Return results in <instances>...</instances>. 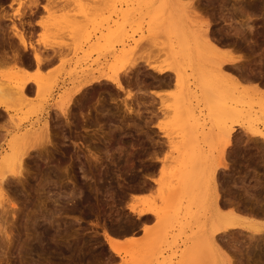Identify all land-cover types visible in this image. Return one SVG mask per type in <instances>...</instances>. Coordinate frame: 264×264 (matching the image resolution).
I'll return each instance as SVG.
<instances>
[{
    "label": "rangeland",
    "instance_id": "rangeland-1",
    "mask_svg": "<svg viewBox=\"0 0 264 264\" xmlns=\"http://www.w3.org/2000/svg\"><path fill=\"white\" fill-rule=\"evenodd\" d=\"M216 1L219 2L218 5ZM35 2L36 0H13L15 7L12 8L4 0H0V21H4L0 25V34L8 37L7 43L9 48L12 49L10 52L5 50L4 54L0 55V76L6 75L14 77V79L20 78V74L16 73L15 69H12V60L11 64L9 63L8 65L9 58L7 56L14 55L16 52L22 56V58L20 56L21 61H26H22L23 64L21 63V65H27L26 67L31 69H29L30 76L42 75L39 78H44L42 80L47 86L46 91L39 95H34L35 93L32 94L30 92V97L28 95L26 97L27 102L25 101L26 103H24L23 111L19 108L21 112L19 110H16V112L15 110L11 111L12 117L10 118L0 108V115H2L0 116V133L2 134L1 131H3L4 134L5 131L7 135L9 134L5 136V139L0 138V155L11 137L22 135L24 137L20 144L32 147L33 144H38L37 139H43L42 136L45 135L46 129L50 133L49 137L52 136V139L51 137L48 139L52 140L55 146H48L42 156L32 155L36 151H31L30 155L27 156L29 158H25L31 160V163L25 169L26 181L24 179V182L21 180L14 185L12 187L14 192L12 189L10 191L6 189L8 198L12 201L10 202L11 205L6 203V213L0 214L3 215L0 216V264H20V262L21 264H92L94 261L102 264L106 261V258L105 260L100 258L104 257L106 252L111 254L110 250L113 251L110 246L109 250L106 248L105 242L108 241L104 235L105 229L111 235H120L119 237L130 235L134 232V235L138 236L143 232L142 238L146 240L144 245L143 243L138 245H119L118 247L122 249V255L118 264H123L122 262L124 264H181L184 257L185 264H203L204 262V264H209L211 253L207 249V245L201 235L204 234L210 224V212L218 208L221 213L227 214L231 211H236L245 215L246 210L244 211V208L246 207L245 209H247L249 206H253L250 200L256 195L255 193H258L259 189H262L264 193V143L258 140L245 139L236 148L235 152L228 153L224 149L222 150L220 147L222 130L218 133L219 130L214 131L215 129L213 130V127H211L212 123L207 116L208 109L202 99L196 97L198 95L196 91L198 92V90L194 86V78L191 77V90L196 95L191 97L192 106L196 114L201 117V122L204 123L200 127L204 132L199 136L197 135L196 138L199 150H202L201 153L205 155L207 163L215 164L216 161H222L227 157L230 165L229 172L225 170L216 175L215 184L216 186L219 185L223 197L222 200L224 201H222V206L216 208L210 199H208L207 203L206 197L200 194L195 193L193 195L190 193L182 197L177 188L178 177L181 173V165L179 164L181 150L176 148H182V144L186 141L183 140L184 136L180 128L164 126V123L169 121L174 113V110L170 108L173 100H175L174 93L177 90L173 74L168 73L169 77L166 75V78L153 70L151 71L144 65V67L139 68V71L134 69L133 73L130 74L133 75V81L131 80L133 83L128 84L130 79L126 76L127 88L129 87L126 91L132 90V93H135L138 90V92L143 90L140 93L143 95L139 94L138 98L147 104L141 107V111H144V114L148 115V117L130 114L125 109V111L123 110V105L118 110L115 107L116 105L113 104L111 95L107 94L109 99H103L102 101L100 92L95 93L94 100L83 99L77 104L78 111L74 121L70 124L64 121V115L57 107L60 105L56 106L55 104L57 102L61 104L70 93L83 86L87 80L104 73H110V65L114 63L116 54L123 48V43L120 44V42H123L121 40L126 39L127 43L132 45V41L135 38L139 39L147 36L157 39L155 42L164 45L172 43L179 49L195 47L196 41L193 35L198 25L202 27L208 25L209 32L216 30L214 33L218 32L220 27L222 28L220 29L221 31L225 30L226 32L222 31L221 35L211 32V34L213 33L212 36L222 37L223 39L221 40L224 45L220 38L216 40L221 46L219 50L225 51L224 53L231 52L232 55L235 52L240 53L239 57H243V60L241 61L240 59L239 61L242 69L239 68L242 70V74L248 73L249 70L250 72L254 71L255 75L260 74L259 66L264 65V24L257 21L264 19V0H247L250 9L253 10L246 13L247 16L252 17L248 21H245L237 14L235 5L238 0H204V12L201 14V18L198 19L185 15L183 0H45L46 12L34 7H28L29 9L22 7V5L27 3L35 4ZM221 3L225 7H222ZM127 11L130 12L131 16V21H127L129 24L125 20L123 21L124 14ZM172 11L176 14L174 17L176 25L189 27L190 33L188 36L185 34L183 38L179 36H173V38L170 35L164 23L166 17ZM178 13L180 15L182 13V17H179ZM65 15L76 17L82 28L67 27L68 24L62 25V22L58 26H56L58 23L53 26H51L52 24L50 25L55 17ZM225 16L227 17L226 19ZM33 17H35L38 26L28 27L31 24L30 21H35ZM123 22L126 26L125 32L130 37L126 33L116 31V27L122 25ZM150 25L155 27L151 28ZM234 27L238 28L240 35L238 42H241L240 44L237 42L236 48H233L235 45L231 47L233 45L232 42L231 45L227 40L232 37ZM20 30L26 34L31 45L34 46L33 41L39 42L34 47L39 49L45 56L48 53L52 54L51 52L57 49V51H61L64 54V57H58L60 61L56 59L58 61L55 60V63L51 64L50 69L46 66L47 68L45 67V69L35 70V67L30 65L33 64L30 63L33 62L31 61L32 59L12 47L11 40L13 38L19 41L14 33L20 34ZM111 30L116 31L115 33L120 35L124 34V36L119 39L115 35L111 37L112 39H108L109 37L106 36L112 32ZM151 32H154V34ZM75 33L76 35H83L76 36ZM223 33L228 34L224 35ZM244 33L247 34L246 40L240 38ZM254 50L257 52L255 53ZM24 51L26 52V50ZM163 54L166 55V53ZM210 56H206L207 69L213 70L212 57H215L213 58L214 60H219L220 58H217L219 55L217 57ZM241 70L237 71L233 67H229L227 71L218 73L223 74L229 84L239 83L242 88H248V93L243 100L246 102L243 103L242 101L240 106L242 109L240 122L259 129L264 127L260 120L252 122V120L244 119L243 117L245 113L257 118L255 113L260 112V95L257 94L255 89L245 85L234 72L241 73ZM188 72L191 73V70H188ZM254 72L248 74L252 76ZM245 77L250 78L246 74ZM134 80L138 81L137 83L139 84L137 85ZM163 80L166 81L164 82ZM100 82L97 81L84 86L85 88L78 94L91 85ZM241 87L239 88L241 89ZM232 105L233 107H238V103L235 104L233 102ZM224 114L228 113L224 111ZM226 118L227 123H232L228 116ZM238 120L239 117H237ZM152 121H155L156 124H161L165 130V135L162 139L166 141L163 147L164 155H167V159L160 155L161 145L156 140L157 130L150 126ZM46 124L48 125L47 127L45 126ZM139 127L145 128L148 133H133L131 135L127 133L129 129H137ZM88 129H92V131H88ZM41 134L43 135L41 136ZM129 135L131 137H128ZM143 137L147 139L145 143L142 140ZM43 141H46V138ZM3 144L4 147L1 148ZM144 144L149 146L148 154H143L141 150L137 149V147H143ZM252 153H254V156H252ZM217 157L218 159H216ZM147 158L149 159L147 160L148 162L145 161ZM188 166L190 169L189 167L187 169L191 170L188 171L190 177L193 176L192 178L195 179L196 184H199V187H203L205 178H207L208 165L205 164L199 167ZM151 175L152 177H150ZM257 181L259 182L256 184ZM256 187L260 188L256 189ZM143 190H148V194H136ZM246 196H249V198ZM244 200L247 201L245 202ZM12 203L16 205L13 206ZM129 205L136 206L139 209L156 208L162 215L169 218L167 228L161 226L162 224H160L161 222L157 217L150 216V218H144L145 220L138 217L134 212H131ZM15 208L17 209L15 210ZM23 208L24 210H22ZM238 209L241 210L239 211ZM248 218L250 220H259L253 216ZM144 224L147 225L148 231L143 229ZM98 227L100 230H97ZM163 232H165L166 236L162 238ZM237 233L240 235L247 233L245 244L250 241L249 233L245 230L240 231V233L236 231L229 233V235H224V257H226L224 254L226 252L225 245H233L232 242L236 240V235L234 234ZM41 242L45 244L43 243V245ZM107 244L110 245L109 243ZM245 244L243 247L247 248ZM21 245L23 248H21ZM33 245H37V248H34ZM137 251L140 252V261L138 259L137 262L133 263V261H130L131 255ZM115 254L117 255V253ZM239 254L240 252L237 253L238 258L240 257ZM228 257L231 260L237 259V257L231 255H228ZM259 263L263 264L264 259Z\"/></svg>",
    "mask_w": 264,
    "mask_h": 264
},
{
    "label": "bare ground",
    "instance_id": "bare-ground-1",
    "mask_svg": "<svg viewBox=\"0 0 264 264\" xmlns=\"http://www.w3.org/2000/svg\"><path fill=\"white\" fill-rule=\"evenodd\" d=\"M70 2V1H69ZM210 2H214V1H210ZM217 2V1H216ZM219 2H217L218 5ZM223 3V2H222ZM221 3V6H222ZM213 4V3H212ZM225 4V2H224ZM227 4V3H226ZM89 6V5H88ZM220 6V7H221ZM205 7V6H204ZM222 7H225L222 6ZM87 8V7H86ZM29 9V8H28ZM129 9V8H128ZM127 9V10H128ZM222 9V8H221ZM27 10V9H26ZM130 11V10H129ZM127 11L125 12V16L123 17V21L125 20L127 21H131V16H130V12ZM24 12V10H23ZM26 13V12H25ZM179 17H182V13ZM177 14V15H178ZM22 15H24L22 13ZM21 15V16H22ZM184 15V14H183ZM185 15H188L185 12ZM176 16L175 12L172 13L170 12L168 17H166L165 19V25L167 27V30L169 31L170 35L176 36V37H185L189 35L190 33V29L189 27L185 26V25H181L178 26L176 25V23L174 22V17ZM78 17V16H77ZM8 18V17H7ZM6 18V19H7ZM19 18V17H18ZM227 17L225 16V19ZM54 20V21H53ZM50 23L51 26H53L55 23L57 24L56 26L59 25L60 22H62V25H67V27H71V28H78L81 29L82 26L79 25V22L76 20V17H72L70 15H65V16H61V17H55ZM54 22V23H52ZM66 22V23H64ZM128 23V22H127ZM129 24V23H128ZM208 24V23H207ZM43 25V24H42ZM89 25V24H88ZM156 25V24H155ZM203 25V24H202ZM80 26V27H79ZM118 26V25H117ZM154 26V25H153ZM153 26L150 25V27L152 28ZM197 26V25H196ZM4 27V26H3ZM55 27V26H54ZM84 27V26H83ZM155 27V26H154ZM198 27V28H197ZM196 30H195V34L194 36V40L195 42V47H189V48H178L176 46H174L172 43H169V45H164L162 43H157L155 42V40L157 39H153V38H149V37H140L135 38V40L132 41V45H130L129 43H127L126 39L121 40L123 42H120V44L123 43V48H121L122 50L116 54V58L114 60V63L112 65H110L109 67V71L110 73H104L101 74L97 77H94L93 79H89L87 80L83 86H81L80 88L76 89L75 91H73L72 93H70L67 98L60 104V103H56L55 105L57 106L58 104L60 106L59 107L61 113H63V115L65 116V112L64 109H66L70 104L71 101L73 100V97H75V95H77L83 88H85L84 86L86 85H90L94 82L97 81H107L109 78H113L116 79L120 76L121 73H124L125 77L127 76L130 81H128L130 84L133 80V75H130L133 73L134 69L137 70V68H139V65L143 64L145 65V67L147 66L148 69H150L151 71L153 70L154 72L161 74L163 76L166 77V75L168 76V73L173 74V76L175 78L174 82L176 85V92L174 93V98L175 100H173V103L170 105V108H172L174 111V113L172 114V118L164 123V126L166 127H178L182 130V134H183V140L186 141L182 144V148L177 147V150H181L180 151V156H179V164L181 165V173L179 178V182L177 184V188L179 191V194L183 197L186 196L190 193H192L193 195L196 194H200L203 195L204 197H206L207 203H208V199H210L214 205V207H219L222 206V193L220 192L221 189L219 188V185L216 186L215 184V179H216V175H218L220 172L225 171V170H229L230 169V165L228 163L227 157L222 160L220 162L219 165H216L214 163L210 164L206 162V157L203 153H201V151L199 150L200 148L197 145V135L199 136L200 134H202L204 131H202V128H200L201 126L204 125V123L201 122V117H199V115L196 114L193 106H192V101H191V97H195L196 95H194V93L192 92V88H191V82L190 79L191 77L194 78L195 80V85L198 92L196 91V93L198 94L196 97L202 99V101L205 103L207 109H208V114L207 116L209 117L211 124V127H213V130H219L218 133H220L221 130H226L227 128H230L233 125L236 124H241L240 119H241V111L242 109L240 108V106L242 105V101L245 99L246 94L248 93V88H242L241 86H239V83L236 84H229V82H227L225 76L223 74H220L218 72L221 71H227V69L229 67H233L235 70H241L239 67H236V65L240 64V59L239 58V54L238 53H234V54H238L233 56L231 52H226L224 53L223 51H220L219 48H221V46L218 44V42H216V40H218L220 38V41L222 42V37H217V36H212V34L216 31L213 30L211 32H213L211 34V32H209V26L206 25L204 27H202L201 25L197 26ZM1 28V26H0ZM4 29V28H3ZM6 29V28H5ZM113 29V28H112ZM149 29V28H148ZM211 29V28H210ZM222 29L221 27L219 28V31L216 32L218 35H221L222 31L220 30ZM229 29V28H228ZM231 29V28H230ZM12 30V29H11ZM150 30V29H149ZM154 30V29H153ZM152 30V31H153ZM234 33L231 35L232 37H229V39H227L231 44L232 42V46L233 47L235 45L236 48L237 46V42H238V37L239 35V31L238 28L234 27ZM15 31V29H14ZM21 31V30H20ZM112 31V30H111ZM116 31H120L123 32L124 34L127 32L126 31V26L125 23L123 22L122 25L116 27ZM116 31H112L110 32L106 37H109L108 39H112L111 37H114L115 35L120 39L121 36H124V34H119V33H115ZM192 31V30H191ZM225 31V30H224ZM223 31V32H224ZM232 31V30H231ZM77 32V31H76ZM84 32V31H83ZM220 32V34H219ZM226 32V31H225ZM230 32V31H229ZM228 32V33H229ZM238 32V33H237ZM154 34V32H151ZM214 33V34H216ZM227 33V34H228ZM74 34V33H73ZM85 34V33H84ZM224 35L226 33H223ZM226 34V35H227ZM264 34V33H263ZM14 35H16V37L19 39V43L21 46H26L24 48V50H28V49H32L33 52H36V48L31 45V43L29 42L26 34H24V32L21 31V33H14ZM76 35V33H75ZM77 35H83V34H77ZM76 35V36H77ZM260 35V34H259ZM79 36V37H80ZM87 36V34H86ZM85 36V37H86ZM129 36V35H128ZM161 36V35H160ZM263 36V35H262ZM130 37V36H129ZM227 37V36H224ZM89 38V37H88ZM90 38H92V36H90ZM174 38V37H173ZM218 38V39H217ZM241 38V37H240ZM264 38V37H263ZM82 39H84V37H82ZM128 39V38H127ZM130 39V38H129ZM134 39V38H133ZM222 39V40H221ZM86 40V39H85ZM90 40V39H89ZM114 40V38H113ZM132 40V39H131ZM185 40V39H184ZM246 40V39H244ZM219 41V43H220ZM86 42H88L86 40ZM129 42H131L129 40ZM227 42V41H226ZM246 42V41H243ZM117 43V42H116ZM224 42H222L223 44ZM239 44L241 42H238ZM119 44V43H117ZM221 44V43H220ZM221 44V45H222ZM228 44V42H227ZM227 44H225L227 46ZM228 44V45H229ZM224 45V44H223ZM222 45V46H223ZM183 46V44H182ZM250 46V45H248ZM166 47H169L168 49H164ZM142 48V49H141ZM245 48V47H244ZM254 48V47H253ZM239 49V47H238ZM257 49V48H256ZM15 50V49H14ZM142 50V51H140ZM250 50V49H249ZM248 50V53H249ZM253 50V49H252ZM258 50V49H257ZM109 51V50H108ZM119 51V50H118ZM236 51V50H235ZM7 52V51H6ZM255 52V50H254ZM257 52V51H256ZM255 52V53H256ZM8 53V52H7ZM48 53V52H47ZM52 54L48 53L46 54L47 56H45L43 53L39 52L40 54V61L39 62H35L33 59L30 63H35V70H41V69H45V67L48 64H52V61H55L56 59H58V57L60 58L61 56L64 57V54L61 53V51H57V49H54L53 52H51ZM163 53H166L163 54ZM11 54V53H10ZM14 54V53H13ZM50 54V55H49ZM67 54V53H65ZM163 54V55H162ZM251 54V53H250ZM264 54V53H263ZM165 55V56H164ZM207 55H211V56H216L219 55L220 58L219 60H214L212 57V67H214L213 70H208L207 69ZM7 56V55H6ZM21 55H19L18 53L15 52L14 55H8L7 58H9V60H12V69H15L16 73L20 74V78H16L14 79V77L11 76H6V75H2L0 76V108L8 114L9 118L12 117V113L11 111L15 110H22L24 103H26V97L28 95V97H30L31 93L34 95H39L43 92L46 91L47 86L46 83L42 80L44 78H39V76L42 77V75L38 74L39 76H30L29 72L30 70L26 67V66H22L21 63ZM26 56V55H25ZM165 58H164V57ZM210 56V57H211ZM252 56V55H250ZM255 56V55H254ZM245 57V56H244ZM4 58V57H3ZM2 58V59H3ZM6 57L4 59H7ZM162 58V59H161ZM59 60V59H58ZM56 60V61H58ZM209 60V59H208ZM251 60V59H250ZM11 61V62H12ZM60 61V60H59ZM211 61V60H209ZM242 61V60H241ZM245 61V59H244ZM258 61V60H256ZM255 61L256 64H258ZM7 62V61H6ZM26 62V61H24ZM262 62V61H261ZM254 63V62H253ZM7 64V63H6ZM11 64V63H10ZM23 64V63H22ZM54 64V63H53ZM254 64V65H256ZM264 64V63H263ZM9 65V63H8ZM29 65V63H28ZM33 65V64H30ZM29 65V66H30ZM211 65V64H210ZM250 65V64H248ZM247 65V67H248ZM262 65V64H261ZM245 66V65H244ZM264 66V65H262ZM33 67V66H32ZM31 67V68H32ZM261 68V66H259ZM47 68V67H46ZM227 68V69H226ZM250 68V67H249ZM254 68V67H253ZM253 68H251L253 70ZM147 69V70H148ZM247 69V68H246ZM34 70V69H33ZM108 70V69H107ZM135 70V71H136ZM140 70V69H139ZM137 70V71H139ZM188 70H191V73L188 72ZM232 70V69H231ZM43 71V70H42ZM145 71V70H144ZM248 71V70H247ZM141 72V71H140ZM149 72V71H148ZM230 72V70H229ZM236 74V71H234ZM250 72V70H249ZM248 72V73H249ZM254 71H251L250 73L252 74ZM38 73V72H36ZM41 73V72H40ZM231 73V72H230ZM242 73V70H241ZM248 73L245 72L246 75H248V77H251V75H249ZM258 73V72H257ZM142 74V73H141ZM234 74V73H233ZM244 74V76H245ZM255 74V72H254ZM259 74V73H258ZM257 74V75H258ZM145 75V74H143ZM152 75V74H151ZM260 75V74H259ZM19 76V75H18ZM16 76V77H18ZM160 77V76H159ZM164 77V79H165ZM169 77V76H168ZM135 78V77H134ZM167 78V77H166ZM246 78V77H245ZM163 79V78H162ZM132 80V81H131ZM136 80V79H135ZM134 80V81H135ZM164 81V80H163ZM166 81V80H165ZM164 81V82H165ZM169 81V80H167ZM90 82V83H89ZM136 82V81H135ZM138 82V81H137ZM136 84L138 85L139 83ZM141 82V81H140ZM173 82V81H172ZM133 83V82H132ZM170 83V82H169ZM168 83V84H169ZM96 84V83H95ZM159 84V83H158ZM167 84V83H165ZM141 85V84H140ZM162 85V84H161ZM128 86V85H127ZM147 86V85H146ZM153 86V85H152ZM88 87V86H87ZM241 87V89L239 88ZM129 88V87H128ZM127 88V89H128ZM134 89V88H133ZM142 90V89H141ZM139 91V90H138ZM135 92L132 93V90H128L127 92L129 93L128 95V100L133 101V105L130 103H124L123 104V110L125 109L126 111H128L130 114H137L140 115V110L135 109L134 104L137 102V105L139 107V103L140 100H138L139 94L142 93L141 92ZM31 92V93H30ZM257 94L260 95V102H259V111L258 113H255V115H257V118L255 119L253 117V115H246L244 113V119H248V120H252V122L255 120H260L261 123L264 124V94H261L258 90H256ZM154 93V92H153ZM155 94V93H154ZM79 95V94H78ZM101 95V94H100ZM143 95V94H140ZM142 97V96H141ZM196 98V99H197ZM101 99V98H100ZM109 98H107L108 100ZM112 99V98H111ZM103 101V99H101ZM26 101V102H25ZM100 101V100H99ZM101 101V102H102ZM105 101V100H104ZM86 102V101H85ZM135 102V103H134ZM238 103V107H233L232 103ZM246 101H243V103ZM83 104V103H82ZM247 104V103H246ZM248 105V104H247ZM27 106V105H26ZM25 107V106H24ZM55 107V106H54ZM118 110L119 107L121 106H115ZM19 108V109H18ZM97 108V107H96ZM95 108V109H96ZM102 108V107H101ZM106 108V107H105ZM54 109V108H53ZM100 109V108H99ZM110 109V108H109ZM19 110V111H20ZM57 110V109H56ZM124 110V111H125ZM167 110V109H166ZM171 110V109H169ZM23 111V110H22ZM55 111V110H53ZM80 111V109H79ZM103 111V110H102ZM109 111V110H108ZM163 111V110H162ZM172 111V110H171ZM224 111H226L228 114H224ZM258 111V110H257ZM18 112V111H17ZM21 112V111H20ZM113 112V111H111ZM169 112V111H168ZM19 113V112H18ZM59 113V112H58ZM57 113V114H58ZM102 113V112H101ZM110 113V112H109ZM260 113V114H259ZM14 114V113H13ZM17 114V113H16ZM87 114V113H86ZM98 114V112H97ZM170 114V112H169ZM81 115V114H80ZM107 115V114H106ZM230 118L229 120H232V123H227V116ZM254 115V116H255ZM2 116V115H0ZM5 116V115H4ZM90 116V115H89ZM132 116V115H131ZM109 117V116H108ZM114 117V116H113ZM237 117H239V120L237 121ZM87 118V117H85ZM110 118V117H109ZM243 119V120H244ZM97 120V119H96ZM259 122V121H258ZM52 124V123H51ZM70 124V123H69ZM136 124V123H135ZM46 127L48 126L47 124L45 125ZM51 127V126H50ZM51 130V129H50ZM259 130V129H258ZM2 134L0 133V138L1 139H5V136L7 135L6 132L1 131ZM45 132V131H43ZM42 132V133H43ZM10 133V132H9ZM80 133V132H79ZM35 134V133H34ZM48 130L46 129L45 135L42 136L43 134H41V136L44 138H46L47 141V145L46 148L48 146H55L54 142L48 138L49 137ZM86 134V133H85ZM9 135V134H8ZM7 135V136H8ZM46 136V137H45ZM24 136L22 135H15L13 137H11L9 143L4 147V144L1 148H3L2 150V154L0 155V176L4 175L6 172H11V171H18L19 167H20V161L21 160H25V158L27 156L30 155L31 151H36L37 150V145L39 143H41L43 141V139L38 140V144L35 143L33 144V146H25V145H21L20 142L22 140ZM0 139V140H1ZM96 140V139H94ZM199 140V139H198ZM41 141V142H40ZM260 141V140H258ZM44 142V141H43ZM258 143V142H257ZM260 143V142H259ZM264 143V142H263ZM129 144V142H128ZM200 144V143H199ZM197 145V146H196ZM241 145V144H240ZM154 146V144H153ZM257 146V144H256ZM91 147V146H88ZM126 147V146H125ZM262 147V146H261ZM92 148V147H91ZM113 148V147H112ZM123 148V147H122ZM54 149V148H53ZM89 150V149H88ZM111 150V149H110ZM152 150V149H151ZM237 150V149H236ZM260 150V149H259ZM262 150V149H261ZM1 151V150H0ZM239 151V150H238ZM45 152V151H44ZM92 152V151H91ZM94 152V151H93ZM109 152V151H108ZM107 152V153H108ZM111 152V151H110ZM237 152V151H236ZM250 152V151H249ZM263 152V151H262ZM55 153V152H54ZM49 154V153H48ZM132 154V153H131ZM148 154V153H147ZM233 154V153H232ZM254 156V153H252ZM261 154V153H260ZM264 154V153H263ZM110 155V154H109ZM228 155V154H227ZM248 155V154H247ZM258 155V154H257ZM262 155V154H261ZM167 156V155H166ZM234 156V155H233ZM245 156V155H244ZM251 156V155H249ZM247 156V157H249ZM132 157V156H131ZM219 157V156H218ZM229 157V156H228ZM262 157V156H261ZM29 158V157H27ZM252 158V157H251ZM259 158V157H258ZM264 158V157H263ZM46 159V158H45ZM98 159V158H97ZM129 159V158H128ZM151 159V158H150ZM250 159V158H249ZM254 159V158H253ZM252 159V160H253ZM260 159V158H259ZM40 160V159H39ZM152 160V159H151ZM245 160V159H244ZM247 160V159H246ZM262 160V159H261ZM130 161V160H129ZM132 161V160H131ZM227 161V162H225ZM134 162V161H133ZM132 162V163H133ZM148 162V161H147ZM248 162V161H247ZM257 162V161H256ZM89 163V162H88ZM107 163V162H106ZM250 163V162H249ZM260 163V162H259ZM118 164V163H117ZM154 164V163H153ZM208 165L207 167V175L205 178V185H203V187H199V184H196V181L194 178L190 177L189 172L191 171L189 170L190 166H195V167H199L202 165ZM245 164V163H244ZM253 164V163H252ZM255 164V162H254ZM264 164V162H263ZM126 165V164H125ZM151 166V165H150ZM250 166V165H249ZM54 167V166H53ZM187 167H189V169H187ZM99 168V167H98ZM105 169V168H104ZM187 169V171H186ZM192 169V168H191ZM26 171V170H25ZM60 171V170H59ZM163 171V168H162ZM97 172V171H96ZM229 172V171H228ZM25 173V172H24ZM98 173V172H97ZM120 173V172H119ZM137 173V172H136ZM206 173V172H205ZM58 175V174H57ZM26 173L23 174V178L22 181L25 179H27L26 177ZM49 176V175H48ZM152 177V175L150 176ZM41 180V179H40ZM233 180V179H232ZM259 180V178H258ZM264 180V179H263ZM90 181V180H89ZM128 181V180H127ZM146 181V180H144ZM157 181V180H155ZM24 182V181H23ZM45 182V181H44ZM259 181L256 182V184ZM22 183V182H21ZM42 183V182H41ZM143 183V182H142ZM261 183V181H260ZM264 183V182H263ZM24 184V183H23ZM22 184V186H24ZM27 184V183H26ZM149 184V182H148ZM146 185V182H145ZM136 186V185H135ZM260 186V185H259ZM132 187V186H131ZM84 188V187H83ZM137 188V186H136ZM255 188V187H254ZM260 188V187H256ZM262 188V186H261ZM43 189V188H42ZM74 189V188H73ZM131 189V188H130ZM201 191H200V190ZM264 189V188H263ZM225 190V189H224ZM13 191V189H12ZM246 191V190H245ZM14 192V191H13ZM12 192V193H13ZM16 192V191H15ZM46 192V191H45ZM243 192V191H242ZM251 192V191H250ZM258 193H255L256 195L253 197V199L250 200L251 203L257 204L260 201H264V193L262 191V189H259L257 191ZM16 194V193H14ZM17 195V194H16ZM29 195V194H28ZM60 195V194H59ZM74 195V194H73ZM79 195V194H78ZM97 195V194H96ZM129 195V194H128ZM85 196V195H84ZM88 197V196H87ZM129 197V196H128ZM247 197V196H246ZM252 197V196H251ZM249 198V196L247 197ZM31 199V198H30ZM225 199V197H224ZM23 200V199H22ZM12 201V200H11ZM10 199L8 198L7 195V191L4 187L0 186V214L6 213V203L10 204ZM230 201H232L230 199ZM245 202L247 200H244ZM224 202V201H223ZM234 202V201H233ZM236 202V201H235ZM234 202V203H235ZM242 202V201H241ZM240 202V203H241ZM25 203V202H24ZM229 203V202H228ZM237 203V202H236ZM244 203V202H243ZM250 203V204H251ZM13 204V203H12ZM23 204V203H22ZM96 204V203H95ZM225 204V203H224ZM227 204V203H226ZM231 204V203H230ZM11 205V204H10ZM16 205V204H15ZM13 204V206H15ZM228 205V204H227ZM226 205V206H227ZM241 205V204H240ZM239 205V206H240ZM244 205V204H243ZM12 206V207H13ZM24 206V204H23ZM71 206V205H70ZM133 206V205H131ZM245 206V205H244ZM18 207V206H16ZM135 211L134 213L138 216L141 217L142 219L146 218L148 215L153 216V217H157L160 220V224H162L161 226L163 228H167V223H168V219L167 217H165L164 215L161 214V212L159 210H157L156 208L153 207H149V208H142L139 209L136 206H133ZM210 207V206H209ZM241 207V206H240ZM248 207V206H247ZM252 207L253 206H249V208L245 209L244 211L246 212L245 215H242L236 211H231L230 213H221V211H218V208L215 209L214 211H211L209 218H210V224L207 227V230L204 232V234L201 235V237L204 240V243L207 245V249L209 250V252L211 253L210 259H209V264H227L228 260H231L229 257H224L223 256V241L225 240V238L223 237L224 235H229V233L232 232H242L243 230L247 231L249 233V239L250 241L247 242L249 243L247 245V243L245 244V246H247V248L243 247L242 250L238 251L239 254V258H240V264H260L259 262L264 259V241H261L259 239L260 236V229L261 227H264V224H262L261 220L259 217L254 216V215H250L249 213L252 212ZM19 208V207H18ZM207 208V207H206ZM243 208V207H242ZM14 209V208H13ZM17 208H15L16 210ZM24 210V208L22 209ZM237 210V209H236ZM239 211L241 209H238ZM19 211V209H18ZM25 212V211H23ZM133 212V211H131ZM21 213V212H19ZM244 214V213H243ZM3 216V215H0ZM149 216V218H150ZM253 216L256 217L257 220H250L248 217ZM140 218V219H141ZM135 220V219H134ZM139 220V219H138ZM145 220V219H144ZM16 221V219H15ZM79 224V223H78ZM30 226V225H29ZM106 226V225H105ZM28 229V228H27ZM26 229V230H27ZM45 229V228H44ZM132 229V228H131ZM143 229L145 231H148L149 229L147 228V225L144 224ZM14 230V229H13ZM35 230V229H34ZM56 231V230H55ZM110 231V230H109ZM116 231V230H115ZM121 231V230H120ZM35 232V231H34ZM46 233V229L44 231ZM72 232V231H71ZM113 232V231H112ZM202 232V231H201ZM43 233V232H42ZM135 233V232H134ZM133 234L130 235H125L123 236L126 239V242L128 243V245H133V244H140L142 241L144 240H139L137 239L138 236H135ZM8 234V233H7ZM38 234V231H37ZM238 234V233H237ZM247 234V233H246ZM43 235V234H42ZM105 238L108 241V243L110 244L111 249H113V251H115V253H117V255L121 256L122 255V249H120V247H118L119 245H121L119 239H120V235L119 236H113V234L111 235L106 229L104 232ZM115 235V234H114ZM8 236H10L8 234ZM165 232L162 233L161 237H165ZM231 237H233L231 235ZM36 238V237H33ZM92 238V237H91ZM98 238V237H97ZM200 238V237H199ZM219 238V239H218ZM10 239V238H8ZM231 239V238H229ZM248 239V238H247ZM41 240V239H39ZM62 240V239H61ZM96 240V239H95ZM10 242V241H9ZM54 242V241H53ZM230 242V241H229ZM227 242V243H229ZM42 243V242H41ZM44 243V242H43ZM42 243V244H43ZM226 243V244H227ZM231 243V242H230ZM233 245L229 244L228 246L234 247V242H232ZM45 244V243H44ZM43 244V245H44ZM144 244V243H143ZM69 245V244H68ZM24 246V245H23ZM34 248H37V245H33ZM56 246V245H55ZM244 246V245H243ZM128 247V246H127ZM21 248L22 245H21ZM33 248V247H32ZM60 248V247H59ZM39 249V248H38ZM128 249V248H127ZM20 250V249H19ZM37 251V249H35ZM126 250V249H125ZM35 251V252H36ZM94 251V250H93ZM43 252V251H42ZM141 252V249H140ZM140 252L137 251L135 253H133L131 255V259L130 261L133 263L137 262V260L140 258ZM142 253V252H141ZM146 253V252H145ZM144 254V253H143ZM84 255V254H83ZM145 255V254H144ZM124 257V256H122ZM101 259V258H100ZM100 261V260H99ZM140 261V259H139ZM98 262V261H97ZM106 262V261H105ZM208 262V261H207ZM124 264V262H122ZM143 263V262H142ZM205 263V262H204ZM203 263V264H204ZM21 264V262H20ZM83 264V263H81ZM92 264H98L95 261ZM141 264V263H140ZM181 264H185V257L184 259L181 261ZM262 264V263H261ZM264 264V263H263Z\"/></svg>",
    "mask_w": 264,
    "mask_h": 264
},
{
    "label": "snow or ice",
    "instance_id": "snow-or-ice-1",
    "mask_svg": "<svg viewBox=\"0 0 264 264\" xmlns=\"http://www.w3.org/2000/svg\"><path fill=\"white\" fill-rule=\"evenodd\" d=\"M6 4L11 6L12 8L15 7L13 4V0H4ZM23 8L34 7L40 9L42 12L47 11V7H45V0H36L35 4L27 3L22 5ZM235 7L237 8V14L241 16L245 21L251 20L252 17L247 16L246 13L253 11L250 9L247 0H238ZM183 8L185 12L191 16L193 19L201 18V14L204 12V0H183ZM35 20V17H33ZM258 23L264 24V19L257 21ZM4 21H0V25H2ZM35 30V29H33ZM241 39H247V34L244 33L241 35ZM8 37L4 34H0V55H3L5 50L9 52L12 50L9 48L7 43ZM38 41H33V44H38ZM12 47L15 48L18 52L23 53L24 55L28 56L30 59H33L35 62L40 61V50L37 49L34 53L32 49H28L26 52L24 48L26 46H20L19 41L16 39L11 40ZM238 59L243 60V57H239ZM8 63H11V60H8ZM55 63V61H52ZM36 64L33 63V67ZM241 65H236V67H240ZM47 67L50 69L51 64H48ZM144 67L143 64L139 65V68ZM139 68L137 70H139ZM236 75L240 78L241 81L248 87L258 90L261 94H264V66L260 68V75L253 74L250 78H245L244 74L237 72ZM127 89V80L124 73H121L120 76L116 79L109 78L106 82L101 81L98 84H93L90 87L84 89L77 97H75L71 104L64 109L65 116L64 121L68 123H72L75 119V115L78 111L77 104L83 100L87 99L89 101L95 99V93H101V99H107L108 95L110 94L113 98V104L116 106H122L124 103H132L133 101L128 100L129 93L126 91ZM151 127L155 128L156 131V140L161 145L160 148V155L163 156L164 159H167V156L164 155V145L166 141L162 139L165 135V130L161 126V124H156L155 121L151 122ZM222 140L220 147L224 149L226 152H232L235 150L242 141L245 139L249 140H260L264 142V127L257 129L255 126L245 125V124H236L227 128L226 130H222ZM47 141H44L37 145V150L32 155H43V152L47 150L46 148ZM155 158V157H154ZM31 163L30 159H25L20 161V167L18 171H11L6 172L4 175L0 176V186L4 187L7 190H11L14 185L19 183L25 172V169L28 164ZM129 209L131 211H135L134 207L129 205ZM250 215H254L260 218L262 224H264V201H260L257 204H254L252 207V212L249 213ZM134 219V217H133ZM97 230H100L99 227ZM236 235V240L234 241V247L225 245L226 252L224 253L227 257L228 255L237 257L235 260H228L227 264H240L239 258L237 256L238 251L242 250L243 245L246 240L247 234ZM219 239V238H218ZM259 239L264 241V227L260 229V236ZM107 261V264H117L116 259L110 253H105V256L102 257V260Z\"/></svg>",
    "mask_w": 264,
    "mask_h": 264
},
{
    "label": "flooded vegetation",
    "instance_id": "flooded-vegetation-1",
    "mask_svg": "<svg viewBox=\"0 0 264 264\" xmlns=\"http://www.w3.org/2000/svg\"><path fill=\"white\" fill-rule=\"evenodd\" d=\"M31 22V24L28 26V27H36V26H38V24H37V21L35 20L34 22H32V21H30ZM137 92V91H136ZM138 100H139V98H138ZM135 103V102H134ZM144 103V101H140V103L138 104L139 105V107L137 106V105H135V104H137V102L134 104L135 105V109H138L139 108V110H140V115H138V116H143V117H148V115H145L144 114V111H141V107H144V106H146L147 104H143ZM132 105H133V102L131 103ZM146 111V110H145ZM137 115V114H136ZM147 121V120H146ZM88 131H92V129H88ZM131 131V132H130ZM127 133H129L130 135L131 134H133V133H136V134H146V133H148V130H146L145 128H143V127H139V128H137V129H129V131L127 132ZM128 136V137H131V136ZM142 140L144 141V143H145V141L147 140V139H145L144 137L142 138ZM137 149H139V150H141L142 152H143V154H145V153H147V150L149 149V146L148 145H143V147H137ZM141 153V152H140ZM147 160H149L148 158L145 160V161H147Z\"/></svg>",
    "mask_w": 264,
    "mask_h": 264
},
{
    "label": "crops",
    "instance_id": "crops-1",
    "mask_svg": "<svg viewBox=\"0 0 264 264\" xmlns=\"http://www.w3.org/2000/svg\"><path fill=\"white\" fill-rule=\"evenodd\" d=\"M223 150V149H222ZM236 150V149H235ZM235 150H233L234 152H235ZM229 153V152H228ZM216 159H218V157L216 158ZM212 162H214V161H212ZM220 162L221 161H216L215 162V164L216 165H219L220 164ZM223 172V171H222ZM136 194H138V195H146V194H148V190H143L142 192H140V193H136ZM150 215H148L147 217H149ZM139 237H137V239H139V240H144V238H142V236H143V232L141 233V235H138ZM119 241L121 242L120 244L121 245H128V243L126 242V239L124 238V237H120V239H119ZM146 240H144V241H142L141 243H144ZM108 242H105V245H106V248L109 250V246L110 245H108L107 244ZM144 245V244H143ZM110 252H111V254H112V256H114L115 257V259H116V262H117V264L120 262V260H121V258H120V256H118V255H116L115 253H113V251H111L110 250ZM102 264H107V261L106 262H104V263H102Z\"/></svg>",
    "mask_w": 264,
    "mask_h": 264
}]
</instances>
